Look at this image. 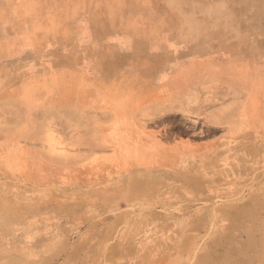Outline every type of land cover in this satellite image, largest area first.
<instances>
[{
  "label": "rangeland",
  "instance_id": "obj_1",
  "mask_svg": "<svg viewBox=\"0 0 264 264\" xmlns=\"http://www.w3.org/2000/svg\"><path fill=\"white\" fill-rule=\"evenodd\" d=\"M238 1L205 12L202 43L168 0L2 18L0 264H156L150 230L183 212L210 229L203 254L247 217L245 249L264 264V18ZM103 13L114 33L82 44Z\"/></svg>",
  "mask_w": 264,
  "mask_h": 264
},
{
  "label": "crops",
  "instance_id": "obj_2",
  "mask_svg": "<svg viewBox=\"0 0 264 264\" xmlns=\"http://www.w3.org/2000/svg\"><path fill=\"white\" fill-rule=\"evenodd\" d=\"M112 1H114L115 3L116 0H0V21L4 19L3 21L9 22V18H11L12 20H14V18L24 20L23 14L20 13L31 12V14H29V17L31 18L49 17L50 19H53L55 23L59 21L64 22L63 20L67 19L72 12L92 10L93 5L95 3L99 4L97 10L99 9L103 12V10L108 9L107 10L108 12L110 3ZM131 1H132L131 4L125 5L126 0H118L120 9L122 8L124 3V8L122 9V12H125V14L127 10L131 11V8L129 7H132V9L135 10H148V14L156 10L157 0H131ZM168 1L172 2L173 4L175 2L177 3L182 2L183 6L184 4L187 5V7L182 10V12L184 10H187L184 11V13H188L189 18L193 20L197 18L198 21L200 20L201 25L197 23L198 27H200V30L196 32V28H195L194 30L195 34H193L197 36V38L194 41L198 43L207 41L205 38L206 35L204 29L205 24H202L203 19H205L206 17L205 12L210 11L208 15L209 18L213 20L216 19L217 17L219 19H221L222 17L220 13H219L220 15H215V14L213 15V13L211 15V12L212 11L222 12L223 0H168ZM244 3H247L248 10L251 7L250 6L251 4L254 7L256 6V4L261 6V12L263 15V16L261 15V17L262 19L264 18V0H245ZM36 11L38 12L41 11V13L35 16L33 12ZM109 13H105V14L103 13L101 16L102 18L101 22L103 23L101 25L103 26L101 30L98 29V25H99L98 23L96 24L93 23V26L92 25L86 26L87 29L85 34L87 32H89L90 34L91 32V36L88 37L87 35L86 36L87 38H85V40L84 39L81 40L82 44L83 43L91 44V42L94 41V37L92 36H94L95 33H97V35H102L105 32H107V34L114 33L113 29L110 30L109 26L104 25V23L109 22L110 19ZM128 16L129 15H127V17ZM123 17L125 18L124 15ZM96 18L97 16L94 17V19ZM89 19H93V18L89 17ZM3 21H1V23H3ZM94 25L96 27L95 29H94ZM171 26H174V23ZM124 27L125 28H121L119 30L116 29V30L121 33V32L130 31L131 29L130 26L128 27L124 26ZM5 29H6L5 30L6 38L3 41L5 42L14 41L15 39L13 37L15 35L13 32H11L9 24L8 26L6 25ZM61 32L62 31L60 30H56L54 32L43 31L40 34L50 36L52 33H54V37L57 38L58 36H61ZM78 32L76 33L78 34ZM100 38L101 37H99V39ZM225 81L227 82V79ZM243 208L246 209L247 206L242 205V207H240L241 210H243ZM237 215L241 216V213L237 212ZM175 216L176 217L173 218L166 226L164 233L153 232V230H150L149 237L146 240L145 252L147 253L150 252V255L155 256V260L157 262L156 264H253L250 253L251 250L247 251L250 243L249 237L247 236H249V234L253 232L251 231V227L247 225L248 223L247 217H245L246 219L245 221L242 220L241 218L240 219L237 218V220L235 219L236 224L232 226H229L223 222L221 223L220 226L216 227L214 230V238L212 244L213 246H216L217 249L215 251H213L214 249L210 250L209 254H203L199 248L205 241V237L207 236V234H210V229L207 230L205 227L200 225L199 222H195L194 218L193 219L189 218L188 214L184 212L182 214ZM196 218L199 219L198 216ZM137 235H140L139 238L142 239V236L144 234L143 232H140L137 233Z\"/></svg>",
  "mask_w": 264,
  "mask_h": 264
},
{
  "label": "bare ground",
  "instance_id": "obj_3",
  "mask_svg": "<svg viewBox=\"0 0 264 264\" xmlns=\"http://www.w3.org/2000/svg\"><path fill=\"white\" fill-rule=\"evenodd\" d=\"M239 1H240V0H239ZM239 1H238V2H239ZM248 4H249V3H248ZM245 6H246V5H245ZM245 6H244V7H245ZM239 7H240V6H239ZM246 7H247V6H246ZM245 10H246V9H245ZM246 13H247V12H246ZM244 14H245V13H244ZM262 16H263V15H262ZM260 32H261V31H260ZM263 34H264V33H263Z\"/></svg>",
  "mask_w": 264,
  "mask_h": 264
}]
</instances>
